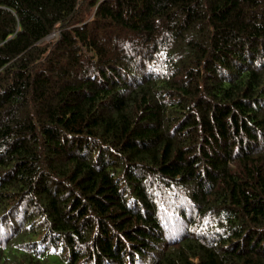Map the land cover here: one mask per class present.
Wrapping results in <instances>:
<instances>
[{
  "label": "trees",
  "instance_id": "obj_1",
  "mask_svg": "<svg viewBox=\"0 0 264 264\" xmlns=\"http://www.w3.org/2000/svg\"><path fill=\"white\" fill-rule=\"evenodd\" d=\"M0 264H264V0H0Z\"/></svg>",
  "mask_w": 264,
  "mask_h": 264
},
{
  "label": "bare ground",
  "instance_id": "obj_2",
  "mask_svg": "<svg viewBox=\"0 0 264 264\" xmlns=\"http://www.w3.org/2000/svg\"><path fill=\"white\" fill-rule=\"evenodd\" d=\"M165 1V0H164ZM174 1V0H173ZM177 1H179V0H177ZM192 1V0H191ZM180 2H182V1H180ZM184 3V2H183ZM167 4V3H166ZM176 4V3H175ZM178 4V3H177ZM182 5V4H181ZM158 7V6H157ZM100 10V9H99ZM99 13V12H98ZM159 13H160V11H159ZM99 15V14H98ZM105 15V14H104ZM219 15V14H218ZM94 24V23H93ZM115 30V29H114ZM165 36V35H164ZM115 42V41H114ZM174 46V45H173ZM94 48V47H93ZM100 51H101V49H100ZM176 52V51H175ZM178 55V54H177ZM111 58V57H110ZM123 58V57H122ZM139 60V59H138ZM46 63V62H45ZM138 66V65H137ZM255 66V65H254ZM113 68V67H112ZM45 70V69H44ZM259 70V69H258ZM263 70V69H262ZM121 73V72H120ZM46 75V74H45ZM49 75V74H48ZM262 75V74H261ZM260 75V76H261ZM116 76V75H115ZM199 88V87H198ZM33 90V89H32ZM200 90V89H199ZM50 92V91H49ZM142 94V93H141ZM197 96V95H196ZM32 99V98H31ZM41 105V104H40ZM42 107V106H41ZM194 107V106H193ZM228 114V113H227ZM228 117V116H227ZM247 121V120H246ZM198 123V122H197ZM199 124V123H198ZM188 126V125H187ZM197 129V128H196ZM245 130V129H244ZM177 132V131H176ZM185 136V135H184ZM75 138V137H74ZM64 140V139H63ZM82 145V144H81ZM53 168V167H52ZM81 172V171H80ZM137 177V176H136ZM146 179H147V177H146ZM230 180V179H229ZM130 182V181H129ZM7 183V182H6ZM49 184V183H48ZM61 185V184H60ZM147 185V184H146ZM149 185V184H148ZM10 186V185H9ZM62 186V185H61ZM4 187V186H3ZM65 187V186H64ZM60 188V187H59ZM71 189V188H70ZM129 189V188H128ZM218 189V188H217ZM21 190V189H20ZM127 192V191H126ZM58 193V192H57ZM144 194V193H143ZM214 194V193H213ZM104 199V198H103ZM147 201V200H146ZM157 201V200H156ZM146 203V202H145ZM153 205V204H152ZM158 205V204H157ZM118 206V205H117ZM143 207V206H142ZM155 207V206H154ZM67 208V207H66ZM131 208V207H130ZM28 213V212H27ZM131 214V213H130ZM56 254V253H55ZM77 262V261H76Z\"/></svg>",
  "mask_w": 264,
  "mask_h": 264
},
{
  "label": "rangeland",
  "instance_id": "obj_3",
  "mask_svg": "<svg viewBox=\"0 0 264 264\" xmlns=\"http://www.w3.org/2000/svg\"><path fill=\"white\" fill-rule=\"evenodd\" d=\"M52 38H57V35L52 34V35L49 37V39H52Z\"/></svg>",
  "mask_w": 264,
  "mask_h": 264
},
{
  "label": "built area",
  "instance_id": "obj_4",
  "mask_svg": "<svg viewBox=\"0 0 264 264\" xmlns=\"http://www.w3.org/2000/svg\"><path fill=\"white\" fill-rule=\"evenodd\" d=\"M54 35H56V34H54Z\"/></svg>",
  "mask_w": 264,
  "mask_h": 264
}]
</instances>
